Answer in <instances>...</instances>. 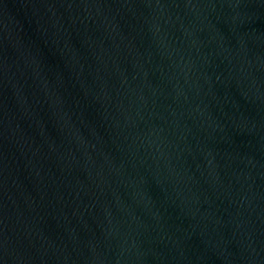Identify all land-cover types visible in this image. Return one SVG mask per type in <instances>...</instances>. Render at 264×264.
<instances>
[{
    "label": "water",
    "instance_id": "95a60500",
    "mask_svg": "<svg viewBox=\"0 0 264 264\" xmlns=\"http://www.w3.org/2000/svg\"><path fill=\"white\" fill-rule=\"evenodd\" d=\"M264 223V0H113Z\"/></svg>",
    "mask_w": 264,
    "mask_h": 264
}]
</instances>
